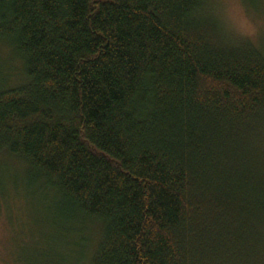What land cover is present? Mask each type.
Returning a JSON list of instances; mask_svg holds the SVG:
<instances>
[{
    "label": "trees",
    "instance_id": "1",
    "mask_svg": "<svg viewBox=\"0 0 264 264\" xmlns=\"http://www.w3.org/2000/svg\"><path fill=\"white\" fill-rule=\"evenodd\" d=\"M210 2L0 0V155L100 226L87 264H264V54Z\"/></svg>",
    "mask_w": 264,
    "mask_h": 264
},
{
    "label": "rangeland",
    "instance_id": "2",
    "mask_svg": "<svg viewBox=\"0 0 264 264\" xmlns=\"http://www.w3.org/2000/svg\"><path fill=\"white\" fill-rule=\"evenodd\" d=\"M210 8L225 31L249 41L264 54L261 23L264 0H210ZM0 43V91L25 83L22 62ZM27 166L0 155V264H87L89 249L98 241L97 223L67 222L58 217V201L25 182ZM56 210V211H55ZM27 261V262H26Z\"/></svg>",
    "mask_w": 264,
    "mask_h": 264
},
{
    "label": "snow or ice",
    "instance_id": "3",
    "mask_svg": "<svg viewBox=\"0 0 264 264\" xmlns=\"http://www.w3.org/2000/svg\"><path fill=\"white\" fill-rule=\"evenodd\" d=\"M222 3H231L233 2V0H221ZM261 36H262V39H264V21H262L261 23Z\"/></svg>",
    "mask_w": 264,
    "mask_h": 264
}]
</instances>
